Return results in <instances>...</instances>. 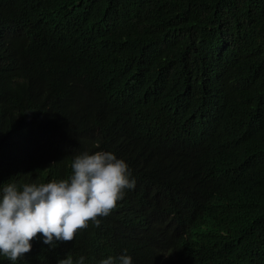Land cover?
I'll return each mask as SVG.
<instances>
[{
  "label": "trees",
  "instance_id": "1",
  "mask_svg": "<svg viewBox=\"0 0 264 264\" xmlns=\"http://www.w3.org/2000/svg\"><path fill=\"white\" fill-rule=\"evenodd\" d=\"M225 147L240 158L201 157ZM83 151L123 159L134 189L99 227L55 248L37 233L0 264L77 251L100 264L119 239L132 264L169 260L185 236L165 250L161 230L186 220L153 225L145 212L173 192L195 199L201 230L222 231L205 261L192 249L185 264H264V0H0V187L67 179ZM227 203L240 205L230 220L216 206Z\"/></svg>",
  "mask_w": 264,
  "mask_h": 264
},
{
  "label": "clouds",
  "instance_id": "2",
  "mask_svg": "<svg viewBox=\"0 0 264 264\" xmlns=\"http://www.w3.org/2000/svg\"><path fill=\"white\" fill-rule=\"evenodd\" d=\"M207 146L215 148L217 144L211 140ZM201 157L209 164H231L240 158L226 147L203 151ZM71 169L72 174L67 179L47 183L9 182L0 187V254L15 262L31 250L29 241L37 233H42L43 243L51 248H55L57 242L72 241L77 230L86 229L89 221L99 227L101 220L97 217L108 216L116 207L117 201L123 198L125 191L135 187V179L127 163L110 151H83L73 157ZM215 184L221 186L218 182ZM171 199L166 205L158 201L150 204V209H147L150 211L145 212V215L154 225L159 218L169 217L174 212L181 214L186 222L163 228L160 239L166 245L165 250L181 234L185 236L187 245L172 244L170 259L160 261L159 264H185V255L192 249L205 261L201 255L210 252V247L216 243L217 238H223L222 231L212 233L200 229L199 219L192 212L194 198L173 192ZM201 200L211 204L206 194H203ZM227 204L228 206H216L225 210L230 220L234 210L240 205ZM190 227L192 236L189 233ZM114 245L119 247L118 253L102 259L100 264H132V260L138 256V252L129 248L124 239L114 241L112 246ZM74 251L72 248V252ZM80 253L81 251L75 252V257L67 254L53 264H84L85 258ZM77 258L79 259L75 261ZM222 263L226 264L225 261ZM229 263L235 264V261ZM46 264H51L48 257Z\"/></svg>",
  "mask_w": 264,
  "mask_h": 264
}]
</instances>
